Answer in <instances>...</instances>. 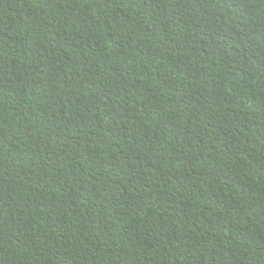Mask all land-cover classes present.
Returning <instances> with one entry per match:
<instances>
[{"label": "trees", "instance_id": "1", "mask_svg": "<svg viewBox=\"0 0 264 264\" xmlns=\"http://www.w3.org/2000/svg\"><path fill=\"white\" fill-rule=\"evenodd\" d=\"M0 264H264V0H0Z\"/></svg>", "mask_w": 264, "mask_h": 264}]
</instances>
